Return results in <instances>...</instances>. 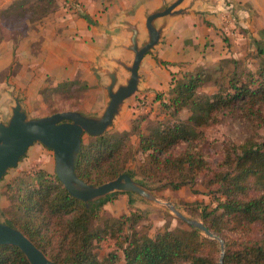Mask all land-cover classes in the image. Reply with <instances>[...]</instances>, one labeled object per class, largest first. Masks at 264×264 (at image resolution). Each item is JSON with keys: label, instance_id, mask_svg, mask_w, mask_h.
I'll return each instance as SVG.
<instances>
[{"label": "trees", "instance_id": "trees-1", "mask_svg": "<svg viewBox=\"0 0 264 264\" xmlns=\"http://www.w3.org/2000/svg\"><path fill=\"white\" fill-rule=\"evenodd\" d=\"M42 1L45 9L39 14L41 18L56 9V0ZM24 7L25 0H17L1 11L15 14L17 8ZM8 24L11 30L20 29L21 36H26L28 24L20 15ZM258 33L261 38L256 40V48L261 66L257 74L251 76L252 83L232 82L229 91L199 95L197 89L208 76L203 67L195 73L185 72L179 80L172 77L168 103L164 99L160 102L163 107L171 106L174 113L189 108L193 114L188 120L164 124L144 135L139 118L119 136L105 133L82 142L77 175L86 183L97 185L124 172L133 155L130 137L136 134L138 147L146 155L138 168L141 175L156 181L166 179V186L173 189L195 182L200 173L210 169L199 148L196 127L216 120V113L237 111L254 125H264V28ZM89 88L83 80H65L57 86L43 88L41 95L44 100H50L56 112L79 108ZM160 98V94L155 97ZM179 145L185 148L175 152ZM221 164L226 168L215 171L211 181L218 184L226 198L224 201L218 199L217 206L211 210L204 207L200 215L204 224L218 235L227 227L244 232L251 224H259L261 235L241 240L238 248H232L236 240H224L226 249L222 264H264V141L229 143ZM7 187L14 193L8 208L9 219L56 264H117L116 254L100 260L95 249L105 237L122 233L126 223H129L130 234L124 237V245L119 244L124 264H218V241L202 235L190 225L188 230H165L152 238L135 227L139 216L133 213L107 219L102 229L93 232L89 221L101 219L99 210L111 196L96 208L87 210L80 200L68 193L54 173L44 169L26 172ZM218 210L214 220H205ZM0 264L30 263L16 246L0 245Z\"/></svg>", "mask_w": 264, "mask_h": 264}, {"label": "rangeland", "instance_id": "rangeland-1", "mask_svg": "<svg viewBox=\"0 0 264 264\" xmlns=\"http://www.w3.org/2000/svg\"><path fill=\"white\" fill-rule=\"evenodd\" d=\"M16 1L17 0H12L11 3L6 6L0 4V43H11L12 50L14 51L10 59L5 58L7 54H3V57H0L2 64L9 63L6 69L0 71V81H5V83H3V88L0 90V95L4 91V88L6 89V87L9 86L8 80H13V75L17 73L21 66L20 61L25 58L23 53L16 49L21 38L24 36H21L22 34L19 33L20 29L11 30L9 28L10 24L8 23L12 22V19L18 18L20 15L26 24H28V30L25 34L29 31L35 40L31 46L32 53H37L46 33H49V31H43V26L46 22L44 23L41 17H39V14L45 9V4L42 0H25L26 7L24 8L26 11L23 8H17L14 11L15 14L2 13L1 10H4ZM217 1L219 0H215L214 2ZM220 1H222L223 8L227 9L228 12L224 15L220 14L219 21L217 19L215 22L204 19L205 25L213 29L212 33L208 34L206 37V44L204 46L198 44L194 46L196 54L191 60L178 63L167 62L163 64L173 67L170 73L165 72L166 79L164 80H168L169 83L166 85L165 82V91L153 92L148 99H146V97L142 99L139 98L135 106L132 103L136 100L135 98L137 95H134L135 98L133 99H130L134 97L133 95L128 97L131 100V105H129L126 111L127 113L122 117L123 126L110 128L105 133L119 136L121 132L129 130L132 122L139 118H141V131L144 135H148L155 128L170 122L187 121L193 114L189 108H182L177 113H174L171 106L163 107L160 101L164 99L165 102L168 103L169 90L171 88L169 85L171 84L172 77L173 80H179L182 78V74L185 72L195 73L200 66L206 70V75L208 76L204 84L197 89L199 95H213L217 92L229 91V84L232 82L238 85L249 81L252 83L250 80L251 76H255L261 66V56L257 53L256 40L261 38L258 32L261 28H264V25H261V22L257 20L259 15L251 6L245 5V7L251 9L249 16L246 14L243 15V13L239 11L240 8L238 5L231 6L229 0ZM184 4L185 1L180 6ZM13 7L14 6H11V8ZM223 8L217 10L223 11ZM214 12L216 11H213V13ZM196 13L203 12L198 10ZM248 19V24H244L243 20L246 21ZM185 63L191 65V69H185L187 66H183V69L176 70L175 65L178 64L181 66L185 65ZM99 78L98 76L97 84H94L90 90H88L87 97L80 106V110L85 113H97L106 103L105 96L101 92L99 86ZM159 78H162L163 81V75ZM158 94L161 96L160 100L152 99L158 96ZM27 96L30 97L29 94H27ZM33 100L32 103H29V105L31 104L29 111L32 115H47L55 112V109L50 106V100ZM7 101L9 102L10 99ZM7 114L8 109L6 106H3L1 118L5 119ZM215 117L216 120L202 123L195 128L198 134L197 138L200 139L199 148L210 165V169L200 173L195 179V182L183 185L178 189H173L166 186L168 182L166 179L156 181L147 179L141 175L138 168L145 160L146 155L142 153L138 147L139 137L136 134L130 137V141L133 145V155L126 164V169L124 171L131 174L134 179L147 187L160 199L174 203L177 209L183 214L190 218L200 220L203 223V218L200 215L203 208L206 207L207 210H211L217 206L218 199L224 201L226 198L218 189V184L212 183L211 179L215 171L226 168L222 166L221 162L224 159L228 144L232 143L238 145L246 140L264 141V125L260 127L254 125L250 120L244 117L240 111L235 113H216ZM93 137L94 136L84 134L82 142L92 140ZM184 148V145H179L174 151L179 152ZM38 169H44L50 173H54V154L41 144L34 143L28 148L25 155L20 158L17 165L10 168L0 179V221L10 224L20 230V228L9 219L10 213L8 208L10 202H13L14 193L12 188L7 186L15 182L18 177L26 172ZM219 212L218 210L216 213L210 214L205 220L207 222L214 220L215 214ZM133 213L139 216L135 227L152 238L162 234L165 230L189 229V225L186 222L177 218L164 206L154 203L133 192H117L115 195H111L109 200L104 203L99 210L101 219L96 220L91 218L89 227L93 232H96L104 227L105 220H113L123 215L129 216ZM199 232L204 235L201 231ZM261 232L262 229L259 224H251L249 229L244 232L227 227L224 229L222 235H216L223 240H236L232 248H238V243L241 240L259 237ZM128 234H130L129 223H126L122 233H116L114 236H107L100 240L95 249L97 257L103 260L110 254H116L119 257L117 264H124L123 251L119 244H125L124 237L128 236Z\"/></svg>", "mask_w": 264, "mask_h": 264}, {"label": "water", "instance_id": "water-1", "mask_svg": "<svg viewBox=\"0 0 264 264\" xmlns=\"http://www.w3.org/2000/svg\"><path fill=\"white\" fill-rule=\"evenodd\" d=\"M185 1L183 6H180ZM201 0H158V4L144 13V19L116 22L114 33L126 32V42L119 47L130 54V61L121 55L106 56V65L96 64L93 70L101 76L100 85L106 103L97 113L80 110H62L42 116H30L22 104L19 92L10 91L8 114L2 119L0 110V179L15 167L28 148L39 143L54 154V173L74 198L87 210L117 192H133L160 204L177 218L197 228L205 236L218 240L220 254L218 264L223 263L224 240L213 233L202 221L190 218L170 201L162 200L134 177L124 172L116 178L95 185L83 181L76 173L84 134L99 136L115 126L125 109L128 97L144 93L139 66L145 55L159 45L171 20L195 12L196 2ZM112 32V33H113ZM0 245L19 248L30 264H56L18 228L0 221Z\"/></svg>", "mask_w": 264, "mask_h": 264}, {"label": "crops", "instance_id": "crops-1", "mask_svg": "<svg viewBox=\"0 0 264 264\" xmlns=\"http://www.w3.org/2000/svg\"><path fill=\"white\" fill-rule=\"evenodd\" d=\"M11 1L0 0V4L6 6ZM214 1H198L194 6L195 12L171 20L159 45L142 59L138 71L142 77L141 87L145 91L141 94H133V96L137 95L136 98L135 96L130 98L136 99L132 103L134 106L139 98L148 99L153 92L165 91V82L166 85L169 84L168 80H164L165 74L170 73L173 67L165 66L160 63L161 61L178 63L191 60L196 54L194 46L206 44V37L212 33L213 29L205 25L204 19L219 21L220 14L224 15L228 12L223 8L222 1ZM229 1L231 6L238 5L243 15L250 16L251 9L245 5L251 6L259 15L257 20L264 25V0ZM157 4L158 0H56V9L41 18L44 23L46 22L43 31H49V33H46L37 53L31 52V46L35 40L29 31L21 38L16 49L22 52L25 58L20 61L21 66L13 75V80H8V88H4L0 95V110L3 106L8 109L11 101L9 92L14 91L19 92L23 106L30 116H34L29 111L31 105L29 103H32L33 99L45 101L41 90L47 86H57L65 80H83L91 88L97 84L99 76V86L105 96L100 85L101 76L93 70V66L106 65V56L112 54L121 55L128 62L131 58L127 51L119 47V44L127 41L128 33L124 31L114 33L111 30L121 19L143 21L144 13ZM222 8L223 11L217 10ZM198 10L203 13H196ZM213 11L216 12L213 13ZM85 15L88 19L84 17ZM248 22L249 19L243 20L244 24ZM11 46L9 42L0 43V57L7 54L5 58L10 59L14 52ZM1 62L0 60V71L9 66V63ZM175 66L176 70L183 69V66H187L185 69H191V65L186 63ZM161 75H163V81L159 78ZM3 83H5L4 80L0 81V90L3 88ZM33 95H36L35 98ZM130 99L128 98L125 109L117 118L114 127L123 126L122 117L131 105ZM67 110H80V107Z\"/></svg>", "mask_w": 264, "mask_h": 264}]
</instances>
